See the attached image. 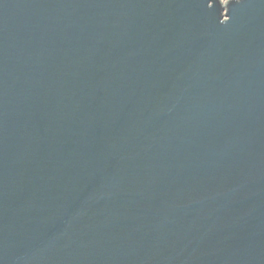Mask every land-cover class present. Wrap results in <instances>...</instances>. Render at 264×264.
Wrapping results in <instances>:
<instances>
[{
    "label": "water",
    "instance_id": "obj_1",
    "mask_svg": "<svg viewBox=\"0 0 264 264\" xmlns=\"http://www.w3.org/2000/svg\"><path fill=\"white\" fill-rule=\"evenodd\" d=\"M0 264H264V0H0Z\"/></svg>",
    "mask_w": 264,
    "mask_h": 264
}]
</instances>
